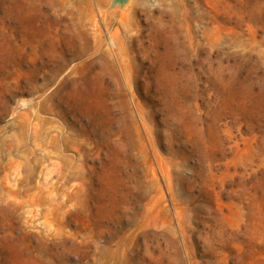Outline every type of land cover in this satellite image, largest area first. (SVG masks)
<instances>
[{"label":"rangeland","instance_id":"374dc122","mask_svg":"<svg viewBox=\"0 0 264 264\" xmlns=\"http://www.w3.org/2000/svg\"><path fill=\"white\" fill-rule=\"evenodd\" d=\"M0 264H264V0H0Z\"/></svg>","mask_w":264,"mask_h":264}]
</instances>
